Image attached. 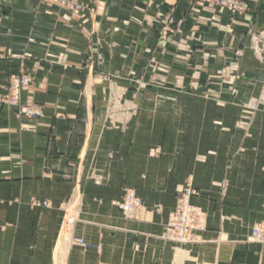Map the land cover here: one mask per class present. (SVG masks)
Wrapping results in <instances>:
<instances>
[{
    "label": "crops",
    "instance_id": "crops-1",
    "mask_svg": "<svg viewBox=\"0 0 264 264\" xmlns=\"http://www.w3.org/2000/svg\"><path fill=\"white\" fill-rule=\"evenodd\" d=\"M247 1L231 16L201 0H85L81 14L0 0V90L19 70L34 75L21 101L44 113L0 106V264H264V245L248 242L264 221V109L216 108L189 87L238 69L263 89L248 34L264 30V0ZM169 12L180 25L163 38ZM100 33L102 76L115 79L87 94L79 66ZM137 74L159 91L133 92ZM188 179L207 228L180 246L165 226ZM126 188L143 200L131 219L115 205Z\"/></svg>",
    "mask_w": 264,
    "mask_h": 264
},
{
    "label": "rangeland",
    "instance_id": "rangeland-1",
    "mask_svg": "<svg viewBox=\"0 0 264 264\" xmlns=\"http://www.w3.org/2000/svg\"><path fill=\"white\" fill-rule=\"evenodd\" d=\"M31 1L49 6L50 8H54L64 14H69V13L81 14L86 8H88V5L85 3V0H31ZM201 1L211 3L212 6L220 10L226 11L231 16H242L244 14H247L251 9V4L247 0H227V2H222L220 0H201ZM231 2L236 4V9L230 7ZM164 20H165V25L163 26V38H169L171 34L176 32V29L180 25V21L171 12H169V14H167L164 17ZM101 35H102L101 33L92 35L88 46L89 48L88 56L84 64L79 66L80 70L86 72L87 78H86V83L84 85V91H86L87 94H90L91 92L95 91L97 85H101L104 79L106 81L115 79L113 77L105 78V75L102 76V67L106 63L103 48H104V43L108 41L109 37L102 38ZM248 35L250 38V42L256 43L255 47H253L255 49L253 50L255 57L258 56L260 58V61L264 63V30L262 32L250 31ZM234 54L236 58L238 57L240 59V61L243 60L245 57L243 49L237 50ZM254 74L255 73H253V75H249V77H246L247 75L243 72L241 73L240 70L238 69H233V70L225 69L220 73V75L222 76V81L218 83L217 82L216 83L212 82L210 84L207 83L205 85L198 84L196 86H189V87L195 88V93L197 94L198 93L206 94L205 95L206 101L205 100L204 101L214 102L216 104V108H224L227 105H231L233 107H239V108L243 107L246 111L249 112L251 116H254L257 115L258 109L261 110L264 109V87L263 89L262 88L259 89L258 85L256 86L254 79H251L253 78ZM141 76L142 75L137 74V78H136L137 83L136 86L134 85L133 92L138 93L147 89L150 91L152 90L151 92L159 91L157 87L146 84L141 78ZM17 79H19L20 81V89H19V97H18L19 101L17 105H13L10 104V101L12 102L13 100L12 99L14 94L13 87ZM242 80L244 81L246 80L244 88H241V85L239 83ZM35 82H36V78L34 75L26 72H22L21 70H19L15 74L10 75L6 86L1 88L0 90V96H2L0 100H3L5 98L7 99L8 97L9 103L0 101V106L16 109L18 118L36 119L43 117L44 113L42 107L27 106L22 104L21 101L22 91L35 84ZM113 82H114L113 84L114 88H112V90L115 93L122 94L125 92L127 93L128 91H132V89L128 90L127 87H122L120 85L117 86L116 82L115 81ZM183 87L184 89H186L187 92L194 91V89L188 88L187 85H184ZM224 89H226L229 92L228 94L230 95L229 97L230 100H226V101L221 100L222 98L221 96L224 92L223 91ZM261 89L262 91L260 97L254 96ZM247 90L250 95L249 99L247 101L244 100L241 101L240 99L242 96L241 92L242 91L245 92ZM115 102L117 104H115ZM115 102H114L115 105H119V107L121 106L120 107L121 109L124 108L125 102L123 100H119ZM22 110H39L42 115L39 117H31V116H27L25 113L23 114L21 112ZM159 155H160L159 149L155 148L152 149L150 152L151 157H157ZM200 195H201L200 192L193 187L192 180L188 179L186 181V186L184 190L179 194L177 198L176 208L175 210H173V212L170 213L169 221L165 226L166 240L180 246L194 245L201 242V238H199L198 234L206 230L207 216L206 213L201 208L197 207L194 204V199L199 198ZM129 199H131L132 206L129 209H125L126 205L129 203L128 202ZM35 205L48 208L50 206V203L48 201H43L40 203L36 202ZM115 205L126 219H131L134 217L136 212H138L142 208L143 200L137 194L136 190H134L133 188H126L122 199L118 201ZM78 206L79 205L76 206V210H78L77 209ZM186 212L188 214H187V219L185 220L184 214ZM77 215L74 223L77 220ZM263 226H264V221L259 224H256L252 228V234L248 238V242L264 245L263 242H260L254 236V232L257 229L258 230L261 229V227ZM73 243L80 247L87 246L85 242L81 239H75Z\"/></svg>",
    "mask_w": 264,
    "mask_h": 264
},
{
    "label": "built area",
    "instance_id": "built-area-1",
    "mask_svg": "<svg viewBox=\"0 0 264 264\" xmlns=\"http://www.w3.org/2000/svg\"><path fill=\"white\" fill-rule=\"evenodd\" d=\"M222 2H227V0H220ZM230 7H232L233 9H236V4H234L233 2H231V5ZM14 94H13V100L12 102L10 101V104H13V105H17L18 101H19V89H20V81L19 79L16 80L15 84H14ZM2 98V96H0V99ZM6 100V101H5ZM0 101H3V102H8V97L7 99H3V100H0ZM23 114L25 113L27 116H31V117H39L41 116V112L39 110H22L21 111ZM132 197V196H131ZM129 203L126 205V208L125 209H129L131 208L132 204H131V199H129L128 201ZM187 212L184 214V219L186 220L187 219ZM184 220V222H185ZM254 236L257 240H259L260 242H263L264 243V226L261 227V229H257L255 232H254Z\"/></svg>",
    "mask_w": 264,
    "mask_h": 264
}]
</instances>
